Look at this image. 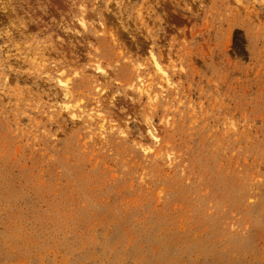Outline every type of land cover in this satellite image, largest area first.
<instances>
[{
  "label": "rangeland",
  "instance_id": "374dc122",
  "mask_svg": "<svg viewBox=\"0 0 264 264\" xmlns=\"http://www.w3.org/2000/svg\"><path fill=\"white\" fill-rule=\"evenodd\" d=\"M9 2L0 264H264V0Z\"/></svg>",
  "mask_w": 264,
  "mask_h": 264
},
{
  "label": "bare ground",
  "instance_id": "6f19581e",
  "mask_svg": "<svg viewBox=\"0 0 264 264\" xmlns=\"http://www.w3.org/2000/svg\"><path fill=\"white\" fill-rule=\"evenodd\" d=\"M1 1V0H0ZM6 1V0H5ZM1 2H3V0L1 1ZM0 2V3H1ZM11 2V1H10ZM9 2V0H7L6 2H3V3H1L0 4V11H2V12H7L6 14H10V15H13L14 16V14H13V11L15 12V9L13 10V8L11 9V6H12V4ZM13 7H14V5H13ZM4 12V13H5ZM9 15V16H10ZM16 15V14H15ZM84 17V16H83ZM82 17V18H83ZM9 18V17H8ZM11 21L13 20V18H9ZM9 20V21H10ZM81 20H83V19H80V22H81ZM85 20V19H84ZM15 22V21H14ZM11 23H13V22H11ZM81 24L83 25V27H84V22L82 21L81 22ZM11 25V24H10ZM19 25V24H18ZM11 27V26H10ZM82 27V26H81ZM84 29V28H83ZM75 31V30H74ZM57 45V44H56ZM155 66H156V70L159 72V73H161V74H163V75H165L166 74V72L161 68V66H160V64L158 63V62H156L155 61ZM94 70V69H93ZM95 71H96V73H99V74H103V75H106V71H105V69H103L100 65L98 66L97 65V67H95ZM102 75V76H103ZM67 81V80H66ZM59 87H61L60 89H63V91H64V97L65 98H68L69 97V95H71V91H70V86H69V83L68 82H64V81H62V80H59ZM139 93H140V95H141V92L142 93H144L145 92V90L143 89V88H141V90L139 89ZM146 94H149V92H147ZM69 105L70 104H68V103H64V105H62V107H63V109L65 108V109H69ZM70 113H71V111H69ZM99 115H101V114H99ZM98 116V115H97ZM97 118H99V117H97ZM101 121L104 123V121H105V119H101ZM149 135H150V138H151V140H152V142H153V144L155 145V146H157L159 143H160V140H159V137L158 136H156L154 133H153V131H149V133H148ZM146 151H153V149L152 148H150L149 146H148V148H146L145 149Z\"/></svg>",
  "mask_w": 264,
  "mask_h": 264
}]
</instances>
